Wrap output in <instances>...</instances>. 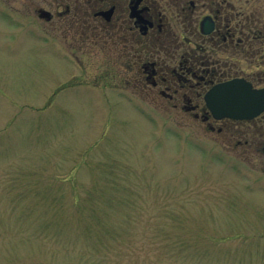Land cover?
Here are the masks:
<instances>
[{"label":"rangeland","instance_id":"obj_1","mask_svg":"<svg viewBox=\"0 0 264 264\" xmlns=\"http://www.w3.org/2000/svg\"><path fill=\"white\" fill-rule=\"evenodd\" d=\"M47 3L0 0V264H264L259 127L128 85Z\"/></svg>","mask_w":264,"mask_h":264},{"label":"flooded vegetation","instance_id":"obj_2","mask_svg":"<svg viewBox=\"0 0 264 264\" xmlns=\"http://www.w3.org/2000/svg\"><path fill=\"white\" fill-rule=\"evenodd\" d=\"M47 8L44 20L65 48L111 49L115 76L128 85L210 130L212 123L253 124L264 138V112L215 121L204 103L209 89L235 78L264 89V0H48Z\"/></svg>","mask_w":264,"mask_h":264},{"label":"water","instance_id":"obj_3","mask_svg":"<svg viewBox=\"0 0 264 264\" xmlns=\"http://www.w3.org/2000/svg\"><path fill=\"white\" fill-rule=\"evenodd\" d=\"M40 17H47L40 12ZM205 102L216 118L250 119L264 109V91L252 90L242 80H233L213 87L205 96Z\"/></svg>","mask_w":264,"mask_h":264}]
</instances>
